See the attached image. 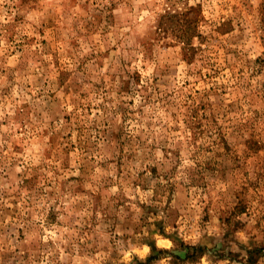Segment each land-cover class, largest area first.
Returning a JSON list of instances; mask_svg holds the SVG:
<instances>
[{
	"label": "rangeland",
	"instance_id": "obj_1",
	"mask_svg": "<svg viewBox=\"0 0 264 264\" xmlns=\"http://www.w3.org/2000/svg\"><path fill=\"white\" fill-rule=\"evenodd\" d=\"M0 264H264V0H0Z\"/></svg>",
	"mask_w": 264,
	"mask_h": 264
}]
</instances>
